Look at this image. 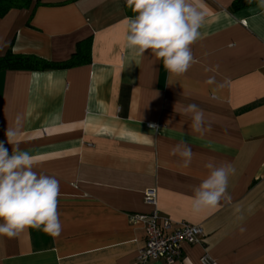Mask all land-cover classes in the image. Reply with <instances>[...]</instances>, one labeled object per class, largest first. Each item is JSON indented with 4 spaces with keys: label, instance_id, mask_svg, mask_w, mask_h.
I'll list each match as a JSON object with an SVG mask.
<instances>
[{
    "label": "crops",
    "instance_id": "obj_1",
    "mask_svg": "<svg viewBox=\"0 0 264 264\" xmlns=\"http://www.w3.org/2000/svg\"><path fill=\"white\" fill-rule=\"evenodd\" d=\"M19 1L0 17V57L64 63L87 44L89 60L0 71V142L9 154L18 146L36 156L34 170L59 181L62 223L56 237L31 228L0 235V264H141L145 230L129 217L154 207L203 231L172 264H201L204 253L218 264H264V0L238 8L236 0H203L195 63L179 76L150 50L127 46L124 21L136 14L126 0ZM191 104L206 114L202 133L180 111ZM17 127L11 145L6 131ZM181 140L194 153L189 167L172 154ZM209 160L235 169L231 199L194 214Z\"/></svg>",
    "mask_w": 264,
    "mask_h": 264
},
{
    "label": "clouds",
    "instance_id": "obj_2",
    "mask_svg": "<svg viewBox=\"0 0 264 264\" xmlns=\"http://www.w3.org/2000/svg\"><path fill=\"white\" fill-rule=\"evenodd\" d=\"M126 3L136 14L124 21L127 46L140 55L150 50L171 74L186 73L195 63L191 45L201 38L199 29L205 21L203 0L195 3L193 0H126ZM207 83H215V77H209ZM174 110L177 112L176 107ZM180 111L189 115L195 132L206 130V114L197 105H188ZM149 127L158 129L156 125ZM18 134V127L8 128L7 142L14 145ZM172 154L182 159L184 167L191 165L194 155L183 140L173 147ZM37 159L27 151H20L18 146L9 154L0 142V235L11 238L31 228L56 237L62 230L57 210L59 181L35 171ZM204 166L209 172L194 188L191 204L194 214L216 209L221 201L231 199L226 193L229 177L235 172L232 164L209 160Z\"/></svg>",
    "mask_w": 264,
    "mask_h": 264
},
{
    "label": "built area",
    "instance_id": "obj_3",
    "mask_svg": "<svg viewBox=\"0 0 264 264\" xmlns=\"http://www.w3.org/2000/svg\"><path fill=\"white\" fill-rule=\"evenodd\" d=\"M155 196L154 190H148L145 202L154 206ZM129 219L132 223L141 224L145 230V244L136 256L141 264L149 260H161L166 264L178 262L182 258V246L200 244L203 237L199 225L172 221L161 216L155 207L149 214H135ZM200 263L218 264L207 253L200 257Z\"/></svg>",
    "mask_w": 264,
    "mask_h": 264
},
{
    "label": "trees",
    "instance_id": "obj_4",
    "mask_svg": "<svg viewBox=\"0 0 264 264\" xmlns=\"http://www.w3.org/2000/svg\"><path fill=\"white\" fill-rule=\"evenodd\" d=\"M244 4V0H236L235 7L238 8ZM21 6L22 3L19 0H0V17L4 16L9 10ZM88 60L89 46L87 44L78 45L75 54L69 61L64 63L49 62L34 55H17L8 51L3 57H0V71L6 69L49 70L76 65Z\"/></svg>",
    "mask_w": 264,
    "mask_h": 264
}]
</instances>
